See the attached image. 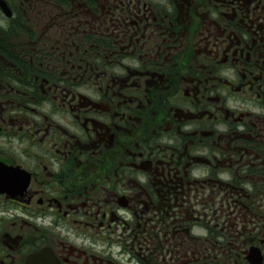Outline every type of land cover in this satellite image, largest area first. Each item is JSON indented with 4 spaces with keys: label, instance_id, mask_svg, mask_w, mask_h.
<instances>
[{
    "label": "flooded vegetation",
    "instance_id": "flooded-vegetation-1",
    "mask_svg": "<svg viewBox=\"0 0 264 264\" xmlns=\"http://www.w3.org/2000/svg\"><path fill=\"white\" fill-rule=\"evenodd\" d=\"M0 264H264V0H0Z\"/></svg>",
    "mask_w": 264,
    "mask_h": 264
}]
</instances>
